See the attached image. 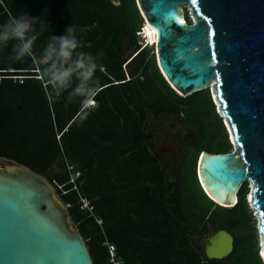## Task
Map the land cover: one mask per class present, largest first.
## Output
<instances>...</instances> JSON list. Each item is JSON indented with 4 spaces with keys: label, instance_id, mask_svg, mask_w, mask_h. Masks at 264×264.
<instances>
[{
    "label": "trees",
    "instance_id": "obj_1",
    "mask_svg": "<svg viewBox=\"0 0 264 264\" xmlns=\"http://www.w3.org/2000/svg\"><path fill=\"white\" fill-rule=\"evenodd\" d=\"M143 23L136 0H0V156L59 182L68 179L60 154L76 163L79 191H57L94 264H113L106 241L118 264H263L247 184L233 206H223L197 176L201 150L232 149L210 91L182 96L169 84L154 46L140 41ZM61 37L74 44L67 56ZM90 98L93 107L85 105ZM160 113L193 130L183 135L174 168L151 148L147 119ZM80 195L101 224L80 207ZM211 227L233 236L224 257H207L193 243Z\"/></svg>",
    "mask_w": 264,
    "mask_h": 264
},
{
    "label": "water",
    "instance_id": "obj_2",
    "mask_svg": "<svg viewBox=\"0 0 264 264\" xmlns=\"http://www.w3.org/2000/svg\"><path fill=\"white\" fill-rule=\"evenodd\" d=\"M136 4L156 29V62L169 84L182 96L208 88L218 102L233 147L201 150L197 176L206 194L223 206H233L247 184L264 264V0ZM209 238L207 257H224L233 247L224 228ZM0 264H94L54 186L18 162L0 166Z\"/></svg>",
    "mask_w": 264,
    "mask_h": 264
},
{
    "label": "rangeland",
    "instance_id": "obj_3",
    "mask_svg": "<svg viewBox=\"0 0 264 264\" xmlns=\"http://www.w3.org/2000/svg\"><path fill=\"white\" fill-rule=\"evenodd\" d=\"M185 12L188 15V17L190 18V12L186 7L184 8V13ZM184 16H185V14H184ZM138 32L139 31H137V33ZM139 38H140V41L143 40V43L146 42V37H142V35H139ZM147 44L150 46L153 45L152 43H147ZM45 60H46V58L43 57L41 59V62H43ZM86 103H85V105H86ZM94 105H95V102L91 103L87 106L93 107ZM216 107H217V104H215V109H216ZM147 122L150 123L151 128L155 132V138L151 144L152 150L159 152V153H161L162 152L161 150H163L164 152L162 153V155L171 161L172 168L176 167L177 163L181 157V152L183 151V146L181 143V141L183 140V135L186 134V135L190 136L193 133V130L190 129L185 124L183 118L176 119L172 115L165 114V113H160L155 117L149 116L147 119ZM56 137L58 138V134L56 135ZM172 151H174L173 155L171 153ZM170 153H171V155H170ZM59 159H60V162L62 159V162L65 164L64 155L62 153L60 154ZM15 162L16 161H14V160L0 156V166L13 164ZM72 164L76 168V163L73 162ZM52 168L54 170L60 169V167L55 165V164L53 165ZM170 172H171V170H170ZM44 177L50 182V180L46 176H44ZM54 190H55V193L61 198L60 193L57 191V189L55 187H54ZM72 223H73L74 227L78 229L77 223H75L73 221H72ZM255 223H256V220H255ZM217 230L218 229H214L213 227H211V232L208 235H206V236H194L193 237V243L199 252H201L202 254H205V246L210 241L209 237L211 235H213ZM109 260L111 261L110 257H109ZM115 260H117V258H115ZM111 262L113 264H118V263L113 262V261H111ZM119 262H120V260H119Z\"/></svg>",
    "mask_w": 264,
    "mask_h": 264
},
{
    "label": "built area",
    "instance_id": "obj_4",
    "mask_svg": "<svg viewBox=\"0 0 264 264\" xmlns=\"http://www.w3.org/2000/svg\"><path fill=\"white\" fill-rule=\"evenodd\" d=\"M90 100H91V98H90ZM64 160H65L66 169L68 171V179L66 182L71 183V185L69 187L65 188L64 184L66 182H59L56 179H53L50 182L56 189H59L61 193H65V192L72 190V189H74L78 192L79 189H78V184H77V178L80 176L81 171L77 167L75 168L73 166V164L66 157H64ZM80 202H81L80 203L81 208H84V209L88 210L91 214H94L93 205L91 204L90 200L87 197L80 195ZM66 205L69 206L70 203L66 202ZM94 216H95L96 221L101 224L102 223L101 217H99L95 214H94ZM106 244L108 245V252H109V257H110L111 261L119 263L118 259L115 260L116 250H115L114 244L112 242H109V241H106Z\"/></svg>",
    "mask_w": 264,
    "mask_h": 264
},
{
    "label": "clouds",
    "instance_id": "obj_5",
    "mask_svg": "<svg viewBox=\"0 0 264 264\" xmlns=\"http://www.w3.org/2000/svg\"><path fill=\"white\" fill-rule=\"evenodd\" d=\"M26 29V25L25 23L21 20V21H18L14 27H13V30L18 34V35H23V32L25 31ZM61 42H62V55L64 56H67L69 55L67 49L69 48H72L74 47V44L67 41L66 39H64L63 37H61ZM80 67H83V65L81 64ZM95 68V65H92L89 70L87 72L84 73L85 77L87 76H90L91 75V72L94 70ZM69 75L68 72H63V73H60L59 75L56 76V79L58 81H60L61 83L64 82L65 78ZM90 99L87 100V102L89 101ZM91 100L93 101V99L91 98ZM94 103V101L92 102Z\"/></svg>",
    "mask_w": 264,
    "mask_h": 264
},
{
    "label": "bare ground",
    "instance_id": "obj_6",
    "mask_svg": "<svg viewBox=\"0 0 264 264\" xmlns=\"http://www.w3.org/2000/svg\"><path fill=\"white\" fill-rule=\"evenodd\" d=\"M182 19L185 20L184 17H182ZM142 33L145 34V37H146V42L145 43L146 44L147 43H152V44L155 43L156 38H157V36H156V29L153 26H151L146 20H144V23L142 25ZM91 102H92V100H89L86 103V105H89ZM217 104H218V102H217ZM247 197H248V199L250 198V194L249 193H248ZM261 255H262V258L264 260V253H263V251H261Z\"/></svg>",
    "mask_w": 264,
    "mask_h": 264
},
{
    "label": "flooded vegetation",
    "instance_id": "obj_7",
    "mask_svg": "<svg viewBox=\"0 0 264 264\" xmlns=\"http://www.w3.org/2000/svg\"><path fill=\"white\" fill-rule=\"evenodd\" d=\"M161 150V149H160ZM162 152H161V154L164 152L163 150H161ZM173 152L174 151H172L171 153H172V155H173ZM171 153H170V155H171ZM183 155V151L181 152V156Z\"/></svg>",
    "mask_w": 264,
    "mask_h": 264
},
{
    "label": "crops",
    "instance_id": "obj_8",
    "mask_svg": "<svg viewBox=\"0 0 264 264\" xmlns=\"http://www.w3.org/2000/svg\"><path fill=\"white\" fill-rule=\"evenodd\" d=\"M91 103H92V102H91ZM91 103H90V104H91Z\"/></svg>",
    "mask_w": 264,
    "mask_h": 264
},
{
    "label": "snow or ice",
    "instance_id": "obj_9",
    "mask_svg": "<svg viewBox=\"0 0 264 264\" xmlns=\"http://www.w3.org/2000/svg\"><path fill=\"white\" fill-rule=\"evenodd\" d=\"M194 2H195V0H194Z\"/></svg>",
    "mask_w": 264,
    "mask_h": 264
}]
</instances>
